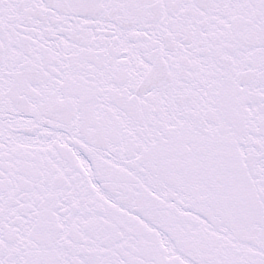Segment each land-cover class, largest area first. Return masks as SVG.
<instances>
[{
	"label": "snow or ice",
	"instance_id": "snow-or-ice-1",
	"mask_svg": "<svg viewBox=\"0 0 264 264\" xmlns=\"http://www.w3.org/2000/svg\"><path fill=\"white\" fill-rule=\"evenodd\" d=\"M0 264H264V0H0Z\"/></svg>",
	"mask_w": 264,
	"mask_h": 264
}]
</instances>
